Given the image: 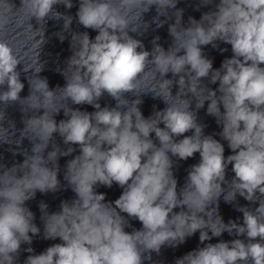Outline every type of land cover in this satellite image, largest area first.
Here are the masks:
<instances>
[{
	"label": "clouds",
	"instance_id": "1",
	"mask_svg": "<svg viewBox=\"0 0 264 264\" xmlns=\"http://www.w3.org/2000/svg\"><path fill=\"white\" fill-rule=\"evenodd\" d=\"M77 2L74 18L57 10H71L73 0H20L19 8L0 0V34L13 26L31 42L22 56L0 39V145L23 157L11 166L0 162V264H20L22 251L23 264H157L153 254L196 233L202 246L174 264H264V0H197L195 11L209 10L187 21L181 0ZM74 19L97 35L74 30ZM49 20L62 21L54 35L61 43L70 38L71 51L57 68L65 83L54 88L40 75ZM165 24L168 47L155 35L148 50L141 38ZM221 43L232 56L214 68L204 48L228 51ZM21 72L29 88L23 97ZM105 94L114 106L101 105ZM149 95L165 107L154 105L145 117L141 105ZM14 105L19 129L8 117ZM83 105L94 111L75 107ZM205 106L220 139L205 133L199 119ZM222 141L231 154L225 156ZM197 153L180 185L179 162ZM62 157H71L63 184ZM114 184L122 189L114 201L97 191ZM62 189L74 198L62 200L58 211L38 204L42 239L60 242L36 254L31 245L41 227L28 202L37 192ZM221 199L242 220L225 222ZM225 233L233 238L210 242Z\"/></svg>",
	"mask_w": 264,
	"mask_h": 264
}]
</instances>
